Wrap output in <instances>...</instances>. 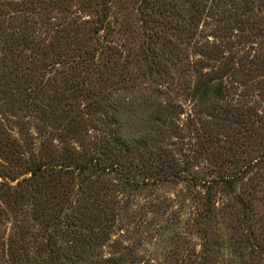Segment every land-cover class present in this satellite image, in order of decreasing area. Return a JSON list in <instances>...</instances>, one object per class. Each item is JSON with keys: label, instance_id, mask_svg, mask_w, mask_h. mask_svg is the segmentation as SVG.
Masks as SVG:
<instances>
[{"label": "trees", "instance_id": "trees-1", "mask_svg": "<svg viewBox=\"0 0 264 264\" xmlns=\"http://www.w3.org/2000/svg\"><path fill=\"white\" fill-rule=\"evenodd\" d=\"M224 6L264 0H0V264H238L264 247V79L236 82L246 64L200 34L235 18L223 29L258 41L264 72V27Z\"/></svg>", "mask_w": 264, "mask_h": 264}, {"label": "rangeland", "instance_id": "rangeland-1", "mask_svg": "<svg viewBox=\"0 0 264 264\" xmlns=\"http://www.w3.org/2000/svg\"><path fill=\"white\" fill-rule=\"evenodd\" d=\"M256 9V8H255ZM224 10H228L227 13H233L232 17H237L238 19L241 20H249L250 22L247 23L245 25L246 30L247 28H250L253 25H256L258 27H264V20H261V17H264V8L262 9H256L255 14L252 17H248L243 15V13H241L242 11H238L237 9L234 10L233 6H224ZM260 10V11H259ZM227 17V16H226ZM222 21H219L221 20ZM264 19V18H263ZM235 18L233 19H228V20H224L223 19V15H219V16H215L214 18H210V19H205L202 23L201 26V36H202V41H205L207 38L210 41H214L216 39L215 37V30L220 34V36L223 37V39L218 42L219 43V47L221 48V50L223 51V53H225V55L227 57H230L229 55H231L232 53H237V57H235L236 60V64L238 65L237 67H239V64L242 62L246 64L244 66V69L249 71L250 74V78L251 74H256L259 76V79H252L251 81H249V77L245 76V70H244V74L239 72V75H237V78L235 79L236 82H243L244 80L247 81V86H252V87H257L258 82L262 81V79H264V72L262 71H256L254 66L252 64H250V61H253L257 56L258 53V46L257 44L255 45L256 42H258L257 40H255L254 38L248 39L245 37H241V33H238V31L236 30H224L223 28L228 27V25H232L235 26ZM241 28V27H240ZM226 35L227 38H224V36ZM218 39V38H217ZM239 39L244 41V40H248L249 43H247L244 47H242V45L239 44ZM217 41V40H216ZM215 41V42H216ZM253 42L254 45H253ZM239 45V46H238ZM242 47L241 49H238L239 47ZM200 56H196L194 57V60L199 59ZM242 59V60H241ZM243 69V68H242ZM253 72V73H252ZM235 89L231 88L233 90V92H237L236 95L240 94L241 92H243L244 90H242V88L240 87V84H235L234 86ZM230 89V90H231ZM256 94V93H255ZM251 100L252 98L248 99L249 104L251 105ZM253 104L254 103H261L263 102L262 98L258 97V96H254V100H252ZM260 109H264V105H260ZM198 110V108H197ZM194 113H195V109H194V105L191 104L190 102H186L185 103V114L181 117V124L185 125V132L187 134L188 137L185 138V141L189 142L190 138H195L194 136V131L193 130H189L187 127L189 126L190 129L191 124H193V119H194ZM9 123V122H7ZM14 124L9 123V126H12ZM13 128V126H12ZM189 130V131H188ZM194 142V141H193ZM170 187L164 188L165 191H170L171 188H175L177 189L176 185L172 186V185H168ZM261 191L259 193L256 194L257 196V201H255V216H253V219L256 220V222L258 223L256 226H254V229H257V233L256 235H259L260 237L264 236V186L261 187L260 189ZM227 226L226 228L223 229V232L227 235V237H230L233 235V233L230 231L229 226H232L233 223L231 222V220H227L226 221ZM263 226V227H262ZM256 248L254 250L255 255H250L244 249V253L246 254V256L244 257V259H237L238 264H264V247H262V242L260 241H256ZM264 244V241H263Z\"/></svg>", "mask_w": 264, "mask_h": 264}]
</instances>
